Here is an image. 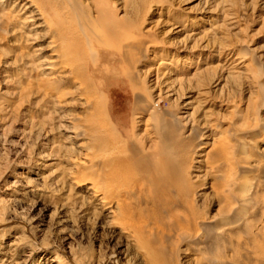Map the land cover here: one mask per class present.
<instances>
[{
    "label": "rangeland",
    "instance_id": "1",
    "mask_svg": "<svg viewBox=\"0 0 264 264\" xmlns=\"http://www.w3.org/2000/svg\"><path fill=\"white\" fill-rule=\"evenodd\" d=\"M23 3L0 0V97L11 108L0 114V233L8 232L0 256L8 251L9 264H155L164 257L172 264H264V0H103L97 8L112 22L127 17L116 40L130 43L137 61H104L95 76L88 67L83 86L70 80L46 96L36 84L51 48L48 28L33 30L42 20L23 13ZM125 67L131 77L117 78ZM113 133L129 139L111 140ZM113 141L162 147L169 183L187 192L182 203L151 206L147 187L131 217L114 210L120 224L113 225L76 184L85 152L78 144ZM221 145L229 177L212 164ZM248 180L256 184L257 208L240 212L251 234L241 226L229 231L234 248L229 234L196 243L238 206L232 203ZM221 185L230 191L226 199ZM185 205L194 218L177 236L173 219L186 214ZM19 235L20 245L10 248Z\"/></svg>",
    "mask_w": 264,
    "mask_h": 264
},
{
    "label": "bare ground",
    "instance_id": "2",
    "mask_svg": "<svg viewBox=\"0 0 264 264\" xmlns=\"http://www.w3.org/2000/svg\"><path fill=\"white\" fill-rule=\"evenodd\" d=\"M102 3L103 0H90V7L85 6V9H83V5H81L79 0H25V3L22 4L21 11L23 13L27 10L30 12L29 17L35 18L34 20L37 21L42 20V22L32 28L33 30L43 27L48 28L47 34H49L50 38L48 43L51 48L48 55H46V59L40 63L43 77L38 79L37 76L36 84L37 88L44 90V96L56 88L59 89L60 83L67 84L70 80L78 81L79 85L83 86L86 75L85 69L88 67L93 68L91 75L95 76L101 74L99 70L95 71V67L98 68V65L104 61L109 63L111 67H116L120 60L125 61L128 64L127 66H129L130 62L137 61L133 57L134 54L131 55V53L127 52L130 51L128 48L130 43L127 44L116 40L119 32L127 30V17L112 22L113 20L110 19L111 16L108 15L106 9L97 8ZM66 40L70 42V45L62 47L61 42ZM57 72L61 76L59 80L55 76ZM126 74L131 75L128 67L123 68L122 72H118L115 75L117 78H121L123 77L122 75L125 76ZM132 80L133 78H131V82ZM3 103L4 99L0 97V114H6L11 109L9 103L6 102V105H3ZM80 137H83V135ZM88 137L91 136L89 135ZM122 138L127 140L129 136L113 133L110 139L119 141ZM108 139L103 137L102 141L107 142L109 141ZM117 141H113V146L103 147L101 145L88 146L87 143L90 140L87 143L81 142L78 144L85 152L84 160H80L76 164L78 172V183L76 184L78 187H82L90 198L96 199L98 209L108 210L107 213L111 216L115 213L114 210L118 209L121 215L129 218L134 212L133 208H137L142 203V195H145L143 191L147 187L154 190V192H146L147 196H149L148 202L151 206L157 208H160V206L162 208L167 207L173 199H178L181 202L184 197L186 198L187 192L173 188L169 183L170 175L167 171L169 169L167 164L169 163L170 165V162L166 164L167 166L163 163L161 159L163 154L162 147L157 145L154 149L144 150L141 146L134 143L119 146ZM226 153V147L221 145L215 148L211 154L213 156L212 164L221 173V177L230 176L229 174L226 175L230 161ZM251 180L254 181L252 177ZM226 184L229 185L228 183L224 185L226 186ZM245 185L248 188V191H245L246 193L243 192ZM245 185L241 187L242 190L238 191L235 203H232L238 204V206L233 205V207H230L227 213L221 217V221L217 226L208 225L204 229L202 237L196 243L201 244L205 236H207L209 241L221 240L236 226H241L245 234H251L253 225H249L248 218L241 217L240 211L249 216L251 214L249 209L257 208L254 196L256 184L248 180ZM222 188L223 185H221ZM166 191L173 192L174 197L161 198L160 194ZM128 192L132 193L129 199H127ZM220 193L225 199L230 195V191L226 187ZM185 208L187 210L186 214L182 217L176 216L173 219L178 232L177 236L185 234L184 229L194 218L193 208L190 205H185ZM112 217L114 220L111 223L119 227L118 224L120 222L118 219H115L114 216ZM252 219H255L254 216ZM7 236L8 232L6 231L0 233L1 244H6L5 238ZM228 237L229 247L234 248V238L231 234ZM190 240L193 239L190 238ZM205 240L207 239L205 238ZM21 242L19 235L12 242H9L8 246L16 248ZM0 257V264H9L11 262L8 251H3ZM166 259L165 257L159 258L155 260V264H172L170 261L167 262Z\"/></svg>",
    "mask_w": 264,
    "mask_h": 264
}]
</instances>
